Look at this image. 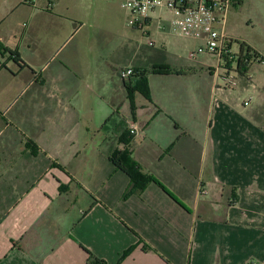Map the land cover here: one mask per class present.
I'll return each mask as SVG.
<instances>
[{
    "label": "crops",
    "instance_id": "crops-1",
    "mask_svg": "<svg viewBox=\"0 0 264 264\" xmlns=\"http://www.w3.org/2000/svg\"><path fill=\"white\" fill-rule=\"evenodd\" d=\"M124 2L0 0V264H264V90Z\"/></svg>",
    "mask_w": 264,
    "mask_h": 264
},
{
    "label": "built area",
    "instance_id": "built-area-1",
    "mask_svg": "<svg viewBox=\"0 0 264 264\" xmlns=\"http://www.w3.org/2000/svg\"><path fill=\"white\" fill-rule=\"evenodd\" d=\"M35 1L25 0L29 5H33ZM239 2L240 0H125L123 7L129 13L132 25L141 31L147 30L150 13L168 8L170 12L168 26L173 34L204 41L203 46L191 53V58L195 59L201 54L212 55L224 67L236 69L239 52L236 54L233 51L232 39L221 32L218 15H226L232 6ZM158 19L161 21L160 16ZM158 28L163 30L165 26L159 24ZM257 62H260V59ZM133 73L132 69L124 70L122 77L127 79ZM249 103L250 100L245 101L244 106H249ZM129 133L138 135L143 132L132 124Z\"/></svg>",
    "mask_w": 264,
    "mask_h": 264
},
{
    "label": "rangeland",
    "instance_id": "rangeland-1",
    "mask_svg": "<svg viewBox=\"0 0 264 264\" xmlns=\"http://www.w3.org/2000/svg\"><path fill=\"white\" fill-rule=\"evenodd\" d=\"M240 1L241 3L232 6L226 15H218V19L221 21L219 28L222 33L232 39L236 54H238L243 43L260 54V62L253 64L251 73L255 77L254 83L264 90V0ZM155 16L157 18L160 16L161 21L155 17L156 20H153L152 28L150 29L154 30L157 27V30H159V24H162L167 29L169 28L170 12L168 8L157 10ZM216 60L212 59L214 66L217 65L218 60ZM232 70L235 73V69ZM233 81L234 83L239 82V77L236 73ZM236 98L238 102L242 103L245 96L238 92ZM247 108L250 109L251 105Z\"/></svg>",
    "mask_w": 264,
    "mask_h": 264
},
{
    "label": "trees",
    "instance_id": "trees-1",
    "mask_svg": "<svg viewBox=\"0 0 264 264\" xmlns=\"http://www.w3.org/2000/svg\"><path fill=\"white\" fill-rule=\"evenodd\" d=\"M261 58L260 54L255 51L250 46L243 43L240 46L238 60V66L235 69V73L240 77H248L252 70V66ZM233 69V68H232ZM150 73L157 75H168V74H177L179 73L177 70H173L167 66H154L150 70H137L130 77H128V82L125 84V88L128 94V98L133 104L134 95L136 93L142 94L149 101L150 99V90L148 86V75ZM34 144L32 142H28L26 147L33 153H37L35 150ZM114 163L116 166L121 169L124 173L128 175L130 178V187L126 191L124 198L127 199L133 194L141 193L150 185L151 183H157L161 188L165 190V188L155 179L144 173L140 166L136 164L129 155L125 153H119L114 157ZM90 264H104L99 259L91 256Z\"/></svg>",
    "mask_w": 264,
    "mask_h": 264
}]
</instances>
